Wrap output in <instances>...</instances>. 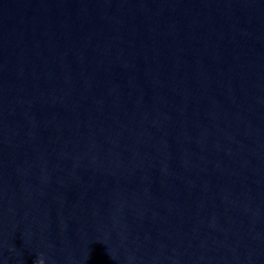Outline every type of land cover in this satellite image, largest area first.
<instances>
[{
  "label": "water",
  "instance_id": "95a60500",
  "mask_svg": "<svg viewBox=\"0 0 264 264\" xmlns=\"http://www.w3.org/2000/svg\"><path fill=\"white\" fill-rule=\"evenodd\" d=\"M264 264V0H0V264Z\"/></svg>",
  "mask_w": 264,
  "mask_h": 264
},
{
  "label": "clouds",
  "instance_id": "9594fccd",
  "mask_svg": "<svg viewBox=\"0 0 264 264\" xmlns=\"http://www.w3.org/2000/svg\"><path fill=\"white\" fill-rule=\"evenodd\" d=\"M35 264H44V260H43V258H42V257H41V258H38V259L36 260Z\"/></svg>",
  "mask_w": 264,
  "mask_h": 264
}]
</instances>
